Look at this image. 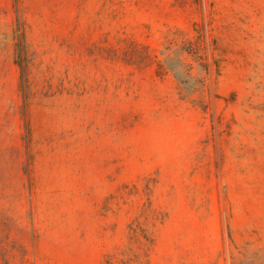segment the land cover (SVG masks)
Here are the masks:
<instances>
[{"label":"rangeland","instance_id":"374dc122","mask_svg":"<svg viewBox=\"0 0 264 264\" xmlns=\"http://www.w3.org/2000/svg\"><path fill=\"white\" fill-rule=\"evenodd\" d=\"M0 264H264V0H0Z\"/></svg>","mask_w":264,"mask_h":264},{"label":"trees","instance_id":"16d2710c","mask_svg":"<svg viewBox=\"0 0 264 264\" xmlns=\"http://www.w3.org/2000/svg\"><path fill=\"white\" fill-rule=\"evenodd\" d=\"M168 70H170L172 73H174V75L176 76V78L182 83V81H183L182 76H184V71H181V70H179V69H177L175 67H168ZM186 78L190 82H195L194 85H192V87H191L192 88V92L193 93H196L197 91H199V88L196 87V82L197 81H196V79L194 77H192V74H188Z\"/></svg>","mask_w":264,"mask_h":264}]
</instances>
